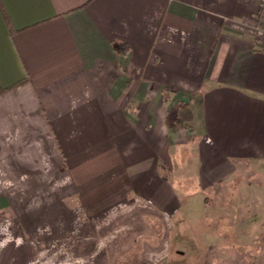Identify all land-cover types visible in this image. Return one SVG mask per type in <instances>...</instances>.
<instances>
[{
    "label": "crops",
    "instance_id": "0c3cea01",
    "mask_svg": "<svg viewBox=\"0 0 264 264\" xmlns=\"http://www.w3.org/2000/svg\"><path fill=\"white\" fill-rule=\"evenodd\" d=\"M261 1L0 0V217L264 264Z\"/></svg>",
    "mask_w": 264,
    "mask_h": 264
},
{
    "label": "rangeland",
    "instance_id": "374dc122",
    "mask_svg": "<svg viewBox=\"0 0 264 264\" xmlns=\"http://www.w3.org/2000/svg\"><path fill=\"white\" fill-rule=\"evenodd\" d=\"M15 225L14 218L0 217V264H139L128 259L129 251L111 247L110 242L120 233L102 239L92 232L93 227L88 229L90 233L64 235L48 233L46 226H41L45 230L27 236L19 235ZM168 251L169 243L165 242L161 251L148 253L147 260L150 264H171Z\"/></svg>",
    "mask_w": 264,
    "mask_h": 264
},
{
    "label": "built area",
    "instance_id": "2783aa9c",
    "mask_svg": "<svg viewBox=\"0 0 264 264\" xmlns=\"http://www.w3.org/2000/svg\"><path fill=\"white\" fill-rule=\"evenodd\" d=\"M259 9H260V17L261 18H264V1H261L260 3H259Z\"/></svg>",
    "mask_w": 264,
    "mask_h": 264
},
{
    "label": "trees",
    "instance_id": "16d2710c",
    "mask_svg": "<svg viewBox=\"0 0 264 264\" xmlns=\"http://www.w3.org/2000/svg\"><path fill=\"white\" fill-rule=\"evenodd\" d=\"M0 11H1V13L3 12L1 9V6H0ZM126 51H127L126 45L120 46V48L117 50V52H120V53H125Z\"/></svg>",
    "mask_w": 264,
    "mask_h": 264
}]
</instances>
